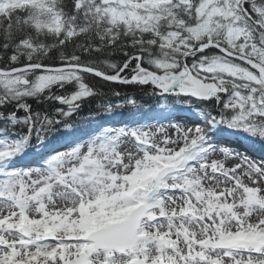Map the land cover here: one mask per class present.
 I'll use <instances>...</instances> for the list:
<instances>
[{"label": "snow or ice", "instance_id": "6c2138e0", "mask_svg": "<svg viewBox=\"0 0 264 264\" xmlns=\"http://www.w3.org/2000/svg\"><path fill=\"white\" fill-rule=\"evenodd\" d=\"M0 264H264V0H0Z\"/></svg>", "mask_w": 264, "mask_h": 264}, {"label": "trees", "instance_id": "16d2710c", "mask_svg": "<svg viewBox=\"0 0 264 264\" xmlns=\"http://www.w3.org/2000/svg\"><path fill=\"white\" fill-rule=\"evenodd\" d=\"M85 112H87V109L85 110Z\"/></svg>", "mask_w": 264, "mask_h": 264}]
</instances>
